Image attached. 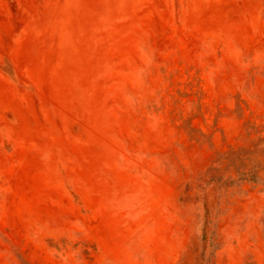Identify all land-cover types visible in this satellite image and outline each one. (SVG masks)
Masks as SVG:
<instances>
[{
	"label": "rangeland",
	"instance_id": "374dc122",
	"mask_svg": "<svg viewBox=\"0 0 264 264\" xmlns=\"http://www.w3.org/2000/svg\"><path fill=\"white\" fill-rule=\"evenodd\" d=\"M0 264H264V0H0Z\"/></svg>",
	"mask_w": 264,
	"mask_h": 264
}]
</instances>
